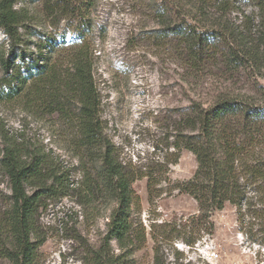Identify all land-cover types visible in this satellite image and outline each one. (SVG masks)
Listing matches in <instances>:
<instances>
[{"label":"trees","instance_id":"16d2710c","mask_svg":"<svg viewBox=\"0 0 264 264\" xmlns=\"http://www.w3.org/2000/svg\"><path fill=\"white\" fill-rule=\"evenodd\" d=\"M25 1L0 0L2 32L14 41L17 29L28 24L49 30L35 52L22 53L16 61L0 53V102L20 99L56 110L66 107L65 100L76 103L81 203H89L91 215L99 211V202L108 206L106 230L99 244L88 248L86 264H137L135 253L146 239L144 227L131 215L140 201L133 183L143 178L151 203L163 193L159 184L165 181L169 194L176 190L195 201L201 220L229 204L241 224L248 217L264 228V87L259 82L264 77V0H135L155 21L156 38H172L174 54L184 65L180 79L195 84L183 92L187 104L171 110L156 146L161 156L146 164L123 162L103 136L91 74L94 49L86 38L97 0ZM241 2L250 5L249 12ZM233 11L240 17L231 18ZM63 46L70 70L60 80L61 61L50 53ZM217 62L229 76L202 86V72ZM0 139V171L9 185L0 211V256L9 264H33L44 241L38 209L70 193L68 177L3 127ZM181 150L194 156L196 168L187 180L173 183L169 166ZM153 251V264H164L156 240Z\"/></svg>","mask_w":264,"mask_h":264},{"label":"rangeland","instance_id":"374dc122","mask_svg":"<svg viewBox=\"0 0 264 264\" xmlns=\"http://www.w3.org/2000/svg\"><path fill=\"white\" fill-rule=\"evenodd\" d=\"M241 3L249 12L250 5ZM236 15L240 17L233 11L230 17ZM91 18L86 38L94 49L91 74L104 139L113 144L123 162L146 164L161 156L162 150L156 146L166 133L171 110L187 104L183 92L195 86V81L191 85L180 79L184 65L174 54L172 38H156L155 21L135 0H97ZM59 28H64L62 23ZM48 30L28 24L17 29V39L12 41L0 29V53L16 61L22 53L35 52ZM67 48L50 53L52 59L61 61L60 80L70 70ZM44 53L49 55L45 49ZM202 74V86L229 76L221 62L207 66ZM259 82L264 87V77ZM63 102V110L42 103L40 108L20 99L0 102V129L3 127L27 149L41 152L42 158L64 172L71 189L68 195L48 199L38 209L44 241L33 264H86L88 248L97 246L106 230L108 206L99 202V211L91 215L89 203H81L85 199L78 188L83 172L76 148L80 140L76 103ZM195 168L194 156L181 150L177 163L169 166L168 178L173 183L187 180ZM8 186L7 177L0 171V211L6 205ZM159 187L163 193L151 203L146 179L133 183L140 201L131 215L144 227L146 239L135 253L137 264H153L155 240L160 243L159 257L164 264H264V228L257 220L247 217L241 224L229 204L210 219L201 220L189 195L176 190L169 194L165 181ZM0 264L9 262L0 256Z\"/></svg>","mask_w":264,"mask_h":264}]
</instances>
